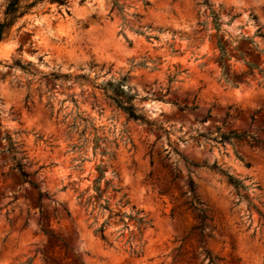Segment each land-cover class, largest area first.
<instances>
[{
  "label": "rangeland",
  "instance_id": "obj_1",
  "mask_svg": "<svg viewBox=\"0 0 264 264\" xmlns=\"http://www.w3.org/2000/svg\"><path fill=\"white\" fill-rule=\"evenodd\" d=\"M7 1L0 0V20ZM202 1H44L0 42V228L24 232L39 224L47 242L30 258L37 264H248L249 245L264 241V219L253 207L264 213V141L219 142L229 131L214 118L227 108L228 115L264 120V96L251 90L262 74H251L239 57L243 51L264 69V38L255 35L264 31V4L209 0L221 18L217 32ZM217 35L236 85L222 76ZM18 60L31 64L26 69ZM143 60L145 67L138 65ZM124 75L137 110L154 125L130 118L105 95V84ZM6 135L16 143L13 153ZM13 156L29 181L14 169ZM99 165L109 210L84 204ZM215 165L249 186L243 197ZM190 182L211 221L207 240L188 198ZM137 211L147 226L128 218ZM105 221L103 240L94 229Z\"/></svg>",
  "mask_w": 264,
  "mask_h": 264
},
{
  "label": "trees",
  "instance_id": "obj_2",
  "mask_svg": "<svg viewBox=\"0 0 264 264\" xmlns=\"http://www.w3.org/2000/svg\"><path fill=\"white\" fill-rule=\"evenodd\" d=\"M44 1H48L50 3H57L58 5H64V4L66 5L68 3V0H8L6 3V6H5L4 12H3L4 18H3V20H0V42L7 36L8 30L17 21H19L27 13H29L33 7L37 6L38 4H40ZM144 4H145V6H149L150 2L144 1ZM202 4H204L207 8L210 9V16L213 19L214 27L217 30V32H220L221 31V22H220L221 18L219 16V14L212 9V6H211L209 0H203ZM232 18H234V16ZM255 35L264 38V31L262 30V27H259L256 30ZM242 38H243V40L248 42L254 48V51L257 52L259 55H261L263 53V50L258 48V45L254 41L253 37L243 36ZM216 46L220 52L217 61L219 62L220 66L222 68V76L224 77V79L228 83H231L232 85H236L235 82H233L231 80L232 78L230 76V68L226 64V62L228 60H230V54H229L228 48H227L226 44L224 43L223 38L218 36V35H217V40H216ZM239 57L244 61V63L248 67V70L250 71L251 74L254 72L255 69H258L259 73L264 75V69L259 68L255 62L248 60V54L241 51V52H239ZM146 63H147V60H143V61L139 62L138 65L145 67V66H147ZM15 64L19 65L23 68L28 69V66H30L31 63L22 64V62L18 60L15 62ZM178 74H179V72L170 76L169 77V83H172L174 80H176V77ZM78 77L79 78H85L84 75H79ZM127 77H128V75H124L123 77H121V79L118 82L109 81L108 83H106L105 86L103 87V91H104L105 95L113 103H115L119 108H121L130 118H132L136 121H140V122L145 123V124L154 125L155 124L154 122L150 121L142 112L137 110V107L134 104V99L136 97V94L131 93V91L125 87V81H126ZM159 129H163V128L161 126H159ZM164 131L167 132V130H165V129H164ZM244 138H248V137L246 135H236V131L232 130L231 132L220 134L219 142L231 141L234 139L241 141ZM5 139L8 142V144H7L8 149L7 150L10 153L15 152L16 143L12 140L11 136L6 135ZM250 140L253 141L256 145L259 143V141L256 140L255 138L250 139ZM95 143L97 145V143H98L97 138H95ZM96 147L97 146H95V148ZM13 159H14V169L18 172L20 178L23 180V182L29 181L28 180L29 179V173L24 169L23 163L20 160L16 159L15 156H13ZM213 168L216 169L218 172H220L226 178L228 183H230L234 186V188L239 192L240 195H241V193H240L241 191H247L248 190L249 186L245 185L242 179L237 178L233 174L229 173L227 170H225V169H223L217 165L213 166ZM97 171H98V176L93 181L94 193L87 197V199L84 201V204L86 206H88V205L94 204V202H96L98 204V206L100 207V209H108L109 210L108 200L106 198H104V195H103L104 191L100 187V182L104 178V171H103L101 165H99L97 167ZM119 190L120 189H118L117 191H119ZM190 192H191V195H197L195 193V185L193 182H190ZM82 196L83 195L81 194L79 196V198H81ZM41 197H42V194H41V192H39V199H41ZM125 197H126V195L124 194L121 198V201L124 200ZM190 202H191V206L193 207V202L192 201H190ZM124 203L127 204L128 201L125 200ZM201 204H202V202L200 199L196 200L195 205L197 208L200 209V211H197L196 208H194V207H193V209L197 211V218L200 221V224L197 226V228L199 229L200 236L202 237L203 233H204L205 222L208 219V216L205 212V209L201 207ZM253 207L260 214V216L264 219V213L259 208H257L256 206H253ZM140 213H141V211H137L135 213L127 214L128 218L130 220H133L138 228L145 227L149 224V220H147L146 216L140 215ZM115 215H119V214L115 213ZM105 225H106V221L94 229V232L96 234H99L103 240H106ZM126 226H127V224H126ZM43 231L45 233H47L46 230L43 229ZM50 236L56 242H61V245H62L64 252H66L68 250L69 247L67 246V244L63 240H61L58 236L54 235L53 233H50ZM208 236L212 237L211 234H209ZM132 253L139 254V251L132 248ZM207 256L209 257V263H213L214 258L210 255L209 251H207Z\"/></svg>",
  "mask_w": 264,
  "mask_h": 264
},
{
  "label": "clouds",
  "instance_id": "obj_3",
  "mask_svg": "<svg viewBox=\"0 0 264 264\" xmlns=\"http://www.w3.org/2000/svg\"><path fill=\"white\" fill-rule=\"evenodd\" d=\"M259 3L264 4V0H259ZM259 81V87L257 88L255 83L251 85L253 94H259L264 96V75L257 76ZM247 91L248 89H244ZM254 108L255 105H252ZM214 118L224 122L227 131H236V135H246L249 139H259L264 141V120L253 121L249 119L245 114L241 113L239 117L235 115H228L227 108H220L214 113ZM224 129H222L223 131ZM203 166L211 167L210 161L202 162ZM189 200L193 202V207L197 211H200L196 207L195 201L199 199L198 195H190ZM38 213L33 214V220H38ZM209 221L205 222L204 226V239L207 240V232L210 226ZM3 224V221H0ZM35 233V235H32ZM7 237V239H5ZM217 239L224 241L223 236H218ZM46 239L40 233L39 224H29V228L24 232H21L19 227L10 229L6 224L0 228V264H37L36 260L30 259L35 255L36 249L42 248L46 243ZM253 253L255 255H253ZM59 250H52L50 255H58ZM189 264H196V262H189ZM225 264H239L238 260H226ZM248 264H264V241L259 244L252 242L249 245Z\"/></svg>",
  "mask_w": 264,
  "mask_h": 264
}]
</instances>
